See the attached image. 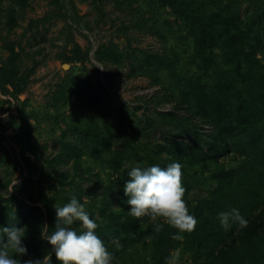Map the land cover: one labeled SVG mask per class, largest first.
<instances>
[{"label":"rangeland","instance_id":"1","mask_svg":"<svg viewBox=\"0 0 264 264\" xmlns=\"http://www.w3.org/2000/svg\"><path fill=\"white\" fill-rule=\"evenodd\" d=\"M69 1L81 28L56 0H0V229H26L27 254L13 257L20 264L46 255L59 264L42 237L45 227L48 234L55 229L56 207L75 196L102 226V209H121L132 168L175 163V150L159 151L172 139L189 153L181 164L187 207L212 187L213 165L196 159L198 147L207 144L195 146L209 139L210 126L189 102L183 105L175 77V71L196 73L175 66L177 54H189L180 48L188 29L159 0H102L100 10L91 0ZM227 1L242 19L261 17L264 42V0ZM148 55L164 57L174 71ZM94 141L102 143V159L106 145L122 152L117 170L92 153ZM219 162L230 167L240 160L230 152ZM157 223L167 225L146 217L147 235ZM0 241L7 242L3 231ZM181 243L169 244L166 261L179 250L178 264H192ZM120 244L113 264H158L164 248L148 241Z\"/></svg>","mask_w":264,"mask_h":264},{"label":"trees","instance_id":"2","mask_svg":"<svg viewBox=\"0 0 264 264\" xmlns=\"http://www.w3.org/2000/svg\"><path fill=\"white\" fill-rule=\"evenodd\" d=\"M56 1L70 23L81 28L80 17L70 1ZM101 1L91 0L98 10ZM159 1L172 9L181 27L189 32L190 38L177 35L182 40L180 48L183 51L189 48V54L179 57L177 54L175 66H191L196 73L176 74L175 71L181 101L183 105L189 102L194 114L211 129L209 139L198 140L195 146L207 144L206 149L198 147L196 159L206 168L213 165L210 169L212 187L207 196L197 198L188 206L197 226L192 233L182 234V247L189 252L192 264H229L230 261L232 264H264V42L260 33L261 17L255 20L253 13L242 19L235 4L232 6L227 0ZM148 56L157 65L170 66L164 57ZM182 59L186 63H182ZM169 70L174 71L172 66ZM93 144L92 153L107 168L117 170L120 167L122 152L113 151L106 145L107 157L102 159L98 149L102 143L94 141ZM161 149L160 152L168 153L175 150V163L182 164L189 158L183 141L172 139ZM230 152L238 155L237 166L227 167L219 162ZM159 166L166 168L168 165ZM125 199L121 201V209L101 210L104 223L98 226L96 234L107 248L108 239L111 242L118 239L124 247L147 241L153 243L152 247L162 244L163 251L156 258H159L158 264H165L169 244L175 243L176 247L180 241L173 240L172 236L181 233L163 224L160 233L148 232L147 235L145 229L149 223L145 225L146 217L140 220L132 217ZM233 208L247 219L248 226L241 229L233 224L225 232L217 217ZM149 236L153 238L147 239ZM108 250L114 257L120 251L112 243ZM234 255L239 262L234 260Z\"/></svg>","mask_w":264,"mask_h":264},{"label":"clouds","instance_id":"3","mask_svg":"<svg viewBox=\"0 0 264 264\" xmlns=\"http://www.w3.org/2000/svg\"><path fill=\"white\" fill-rule=\"evenodd\" d=\"M129 179L124 185V192L129 197L130 215L137 220L149 217L152 221L162 220L170 227L178 230L173 240H183V233H192L197 226V220L189 214L182 184V166L171 163L166 168L151 166L149 168L135 167L128 173ZM56 207V206H55ZM221 227L225 232L233 224L244 229L248 221L240 212L233 208L229 212L218 215ZM79 222V230L74 225ZM98 224L91 219L85 207L72 196L70 202L62 207H56L55 229L51 234L42 233L55 252L59 264H113L115 257L108 250L105 242L96 234ZM163 224L157 223L154 232L160 233ZM7 236V242L0 241V264H20L14 256L27 254V248L22 241L26 236L25 228L0 229ZM149 236L147 239L151 240ZM112 244L119 250L122 245L118 239ZM179 250H177L166 264H178ZM25 264H51L50 256L42 260H31Z\"/></svg>","mask_w":264,"mask_h":264}]
</instances>
